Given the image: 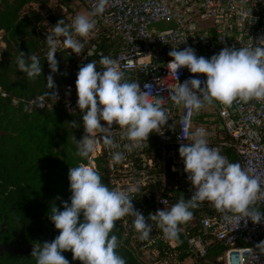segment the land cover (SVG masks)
Instances as JSON below:
<instances>
[{
    "label": "built area",
    "instance_id": "1",
    "mask_svg": "<svg viewBox=\"0 0 264 264\" xmlns=\"http://www.w3.org/2000/svg\"><path fill=\"white\" fill-rule=\"evenodd\" d=\"M81 1L92 12L98 2ZM62 8L66 13L67 8ZM44 17L39 31L46 41L59 20ZM91 20L96 23L95 29L87 37H76L83 45L80 54L65 48L63 37L56 38V54L70 59L72 76L69 83L56 89L57 99L11 97L1 85L0 96L10 99L14 106L24 104L29 112L60 105L68 113L83 114L77 105V73L92 61L98 71L103 70L100 59L111 57L118 60L125 80L138 82L143 91H147L145 84L152 85L153 96L164 100L169 120L160 133H152L142 148L125 152V159L115 165L110 164L112 152L124 151L123 144L128 141L120 139L121 130L113 124L115 141L121 147L108 149L100 140L87 164L97 171L98 160H103L110 189L138 187L133 204L146 218L157 210L170 209L181 197L190 199L195 189L187 179L179 147L191 142V133L198 128L204 129L209 147L226 158V151L231 150L243 167L252 168L264 188V101H237L231 107L214 102L213 112L207 111L206 103L198 114L189 115L187 109L170 101V89L190 78L206 81L207 77L192 74L186 67L176 76L168 65L173 59L168 53L174 47H191L197 56L209 59L225 46L256 47L264 36V0H107L105 12ZM163 22L175 23L176 27L166 33L152 31L154 25ZM4 50L0 32V60ZM101 124L107 126L104 121ZM101 135L96 134L98 140ZM254 207L264 212V198ZM191 211L192 219L180 225L175 240L166 239L156 223L149 221L150 238L141 241L133 226L134 217L121 219L143 264H264V251L256 247L264 241V220L256 224L241 215L238 221L228 223L224 214L207 201ZM211 252H217L216 256Z\"/></svg>",
    "mask_w": 264,
    "mask_h": 264
},
{
    "label": "clouds",
    "instance_id": "2",
    "mask_svg": "<svg viewBox=\"0 0 264 264\" xmlns=\"http://www.w3.org/2000/svg\"><path fill=\"white\" fill-rule=\"evenodd\" d=\"M106 4L107 0H98L92 6V15L103 14ZM95 27V21L83 14L76 15L71 24L61 19L53 26L46 39L49 48L46 59L53 74L59 71L56 38L63 37L64 47L80 54L83 45L76 37H87ZM256 45L239 49L225 46L210 59L197 56L191 47L183 50L174 47L168 53L173 58L168 65L176 76L179 69L186 67L192 74H204L207 79L190 78L177 83L170 89V101L187 109L189 115L198 114L206 103L231 107L237 101H264V36ZM16 63L30 80L42 74L40 60L34 54L19 52ZM99 63L103 70L98 71L92 61L81 66L77 73V105L83 113L85 135L77 141L76 155L82 158L94 155L100 140L108 149H119L121 145L115 141L113 132L115 123L121 130L120 139L128 141L123 144L124 151L112 152L110 164L115 165L125 159V152L142 148L152 133H160L169 117L162 105L164 100L153 96L151 84H145L147 91H143L138 82L125 80L116 59L103 56ZM47 87L55 88L53 75L47 76ZM48 95L58 98L55 92ZM101 121L107 126H102ZM73 125L78 126L74 122ZM97 133L102 134L99 140ZM205 137L204 129L198 128L191 133V142L179 147L187 179L195 189L191 198L181 197L170 209L157 210L147 218L133 204L138 187L110 189L93 167L85 164L71 167L68 177L71 203L64 201L63 211L55 204L51 206L50 219L60 234L32 249L37 264H69L62 255L64 251H71L73 259L82 264H126L117 253V236L110 235L117 221L125 216L134 217L133 226L141 241L150 238L149 221L156 223L166 239L175 240L180 225L192 219L191 209L205 201L223 213L228 223L238 221L242 215L259 224L264 220V212L254 205L264 198L261 178L252 168L229 162L218 149L209 147ZM256 247L264 251V241Z\"/></svg>",
    "mask_w": 264,
    "mask_h": 264
},
{
    "label": "trees",
    "instance_id": "3",
    "mask_svg": "<svg viewBox=\"0 0 264 264\" xmlns=\"http://www.w3.org/2000/svg\"><path fill=\"white\" fill-rule=\"evenodd\" d=\"M50 0H0V32L6 50L0 60V85L11 97L31 99L51 95L57 88L69 83L70 59L56 54L59 71L51 72L46 59L48 45L41 36L44 16L52 20L73 18V13L41 8ZM65 0H59V3ZM32 6L27 13L24 10ZM19 52L36 55L41 63L42 74L29 79L19 71L16 57ZM68 66V68H67ZM53 75L55 88L48 89L47 76ZM83 114L68 113L62 106L29 112L24 104L14 106L10 99L0 96V231L2 243H15L17 247L34 244L42 247L43 242L53 241L60 233L50 219L53 204L63 211V202L71 203L69 169L80 164L87 165L89 158L77 153V141L83 138ZM73 122L78 125L74 126ZM229 162L240 163L233 151H226ZM98 173L108 186L107 169L103 160H98ZM109 187V186H108ZM110 188V187H109ZM83 222V214L80 216ZM116 235L119 246L117 253L126 264H143L132 246L131 238L121 220L110 235ZM217 253L211 252V256ZM62 255L69 264H82L73 259L71 251ZM0 264H37L31 252L24 257L5 253Z\"/></svg>",
    "mask_w": 264,
    "mask_h": 264
},
{
    "label": "rangeland",
    "instance_id": "4",
    "mask_svg": "<svg viewBox=\"0 0 264 264\" xmlns=\"http://www.w3.org/2000/svg\"><path fill=\"white\" fill-rule=\"evenodd\" d=\"M67 8L70 10L71 13H73L74 17L78 14H83L89 17L91 19L93 17L92 11L81 1V0H65V3H59V0H50L49 3H46L42 8L41 12H46L48 9H53L54 11L57 12H62L63 8ZM30 8H33L32 6H27L24 10V13H27ZM212 23V21L210 22ZM176 27L175 23H169V22H163L156 24L152 27V31L156 33H166L171 31ZM68 68V66H67ZM206 108L208 109L207 111L213 112L214 110V105L213 104H207ZM220 250V249H219ZM217 250V251H219ZM217 253V252H215Z\"/></svg>",
    "mask_w": 264,
    "mask_h": 264
},
{
    "label": "water",
    "instance_id": "5",
    "mask_svg": "<svg viewBox=\"0 0 264 264\" xmlns=\"http://www.w3.org/2000/svg\"><path fill=\"white\" fill-rule=\"evenodd\" d=\"M0 136H4V133H0ZM6 230V223L2 224V229L0 231V257H3L5 253H13L17 254L20 257H24L25 255L32 252V249L36 246L34 244L28 245L26 247H17L15 243H2L1 242V234ZM39 246V245H38Z\"/></svg>",
    "mask_w": 264,
    "mask_h": 264
}]
</instances>
